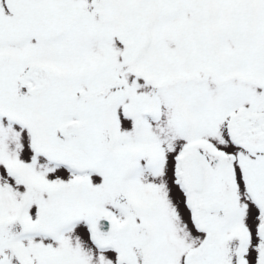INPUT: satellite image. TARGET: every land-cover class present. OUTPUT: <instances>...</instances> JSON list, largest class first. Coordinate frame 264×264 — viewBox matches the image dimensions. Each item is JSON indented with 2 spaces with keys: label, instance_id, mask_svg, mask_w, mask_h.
I'll use <instances>...</instances> for the list:
<instances>
[{
  "label": "snow or ice",
  "instance_id": "6c2138e0",
  "mask_svg": "<svg viewBox=\"0 0 264 264\" xmlns=\"http://www.w3.org/2000/svg\"><path fill=\"white\" fill-rule=\"evenodd\" d=\"M0 264H264V0H0Z\"/></svg>",
  "mask_w": 264,
  "mask_h": 264
}]
</instances>
